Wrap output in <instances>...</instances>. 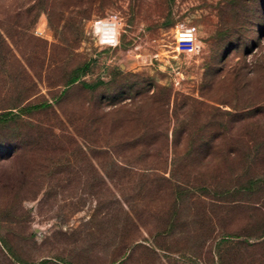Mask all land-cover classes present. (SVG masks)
Here are the masks:
<instances>
[{"label": "rangeland", "instance_id": "374dc122", "mask_svg": "<svg viewBox=\"0 0 264 264\" xmlns=\"http://www.w3.org/2000/svg\"><path fill=\"white\" fill-rule=\"evenodd\" d=\"M263 231L264 0H0V264H264Z\"/></svg>", "mask_w": 264, "mask_h": 264}, {"label": "built area", "instance_id": "2783aa9c", "mask_svg": "<svg viewBox=\"0 0 264 264\" xmlns=\"http://www.w3.org/2000/svg\"><path fill=\"white\" fill-rule=\"evenodd\" d=\"M38 32L42 33V31ZM176 48L178 52L195 55L200 52L201 45L192 37H184L178 41Z\"/></svg>", "mask_w": 264, "mask_h": 264}, {"label": "trees", "instance_id": "16d2710c", "mask_svg": "<svg viewBox=\"0 0 264 264\" xmlns=\"http://www.w3.org/2000/svg\"><path fill=\"white\" fill-rule=\"evenodd\" d=\"M43 107H48V105L46 106V105L43 104ZM262 236H264V231L262 232V235H258L257 237L260 238Z\"/></svg>", "mask_w": 264, "mask_h": 264}]
</instances>
